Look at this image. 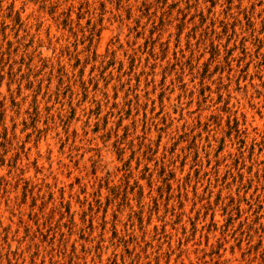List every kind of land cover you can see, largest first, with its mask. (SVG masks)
Listing matches in <instances>:
<instances>
[{
  "label": "rangeland",
  "instance_id": "obj_1",
  "mask_svg": "<svg viewBox=\"0 0 264 264\" xmlns=\"http://www.w3.org/2000/svg\"><path fill=\"white\" fill-rule=\"evenodd\" d=\"M0 264H264V0H0Z\"/></svg>",
  "mask_w": 264,
  "mask_h": 264
}]
</instances>
